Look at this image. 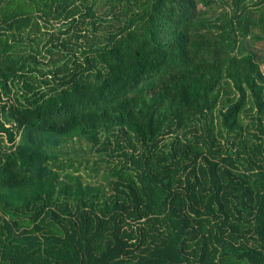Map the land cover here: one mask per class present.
<instances>
[{
	"label": "trees",
	"instance_id": "16d2710c",
	"mask_svg": "<svg viewBox=\"0 0 264 264\" xmlns=\"http://www.w3.org/2000/svg\"><path fill=\"white\" fill-rule=\"evenodd\" d=\"M257 42L264 0H0V264H264Z\"/></svg>",
	"mask_w": 264,
	"mask_h": 264
},
{
	"label": "rangeland",
	"instance_id": "374dc122",
	"mask_svg": "<svg viewBox=\"0 0 264 264\" xmlns=\"http://www.w3.org/2000/svg\"><path fill=\"white\" fill-rule=\"evenodd\" d=\"M254 49L257 51V53H263V58H264V44L262 42H257L256 44H254ZM261 70L264 73V61L261 64ZM73 148H71L72 150ZM78 173H80L82 176L85 177V172L84 170H80Z\"/></svg>",
	"mask_w": 264,
	"mask_h": 264
}]
</instances>
